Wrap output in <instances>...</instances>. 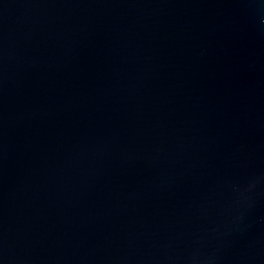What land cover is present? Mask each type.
Instances as JSON below:
<instances>
[{
    "label": "water",
    "instance_id": "obj_1",
    "mask_svg": "<svg viewBox=\"0 0 264 264\" xmlns=\"http://www.w3.org/2000/svg\"><path fill=\"white\" fill-rule=\"evenodd\" d=\"M0 264H264V0H0Z\"/></svg>",
    "mask_w": 264,
    "mask_h": 264
}]
</instances>
